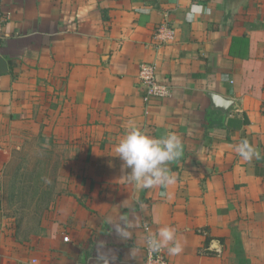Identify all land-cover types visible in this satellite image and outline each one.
<instances>
[{
    "label": "crops",
    "instance_id": "1",
    "mask_svg": "<svg viewBox=\"0 0 264 264\" xmlns=\"http://www.w3.org/2000/svg\"><path fill=\"white\" fill-rule=\"evenodd\" d=\"M3 3L0 264H143L146 220L153 234L175 228L183 250L165 248L169 264H264V0ZM193 4L211 11L188 21ZM165 21L175 39L157 48ZM144 62L169 96L145 100ZM209 93L236 105L223 113ZM133 126L179 136L174 184L129 182L115 148ZM244 139L251 161L235 150ZM47 148L60 174L47 175L46 207L27 226L7 189L21 157Z\"/></svg>",
    "mask_w": 264,
    "mask_h": 264
},
{
    "label": "clouds",
    "instance_id": "2",
    "mask_svg": "<svg viewBox=\"0 0 264 264\" xmlns=\"http://www.w3.org/2000/svg\"><path fill=\"white\" fill-rule=\"evenodd\" d=\"M142 11H144L142 9ZM210 9L200 4H193L186 14V19L192 21L197 15L210 13ZM237 154L245 161H251L257 155L256 149L247 139L236 146ZM116 156L122 161L124 169H130L127 178L140 189H150L154 186H167L176 182L168 164L182 155V142L177 134L169 132L165 137L155 138L138 126L131 127L120 139L115 148ZM46 183L51 181L44 178ZM117 233L122 238H130L127 227L117 225ZM149 251L159 252L166 248L169 255L182 252V244L177 239L175 228L162 227L156 234L149 233L146 237ZM104 264H112L111 260L101 257Z\"/></svg>",
    "mask_w": 264,
    "mask_h": 264
},
{
    "label": "rangeland",
    "instance_id": "3",
    "mask_svg": "<svg viewBox=\"0 0 264 264\" xmlns=\"http://www.w3.org/2000/svg\"><path fill=\"white\" fill-rule=\"evenodd\" d=\"M52 148L38 149L23 155V159L21 157V165L16 168L13 176L15 180L10 181L7 189L8 209H11V211L19 209L20 213L18 216L22 222L26 220L27 226L31 217L30 209H45L46 207L45 186H50L51 183H46L44 178L49 180L47 175H50V173L54 175L60 174L59 170L61 167L47 165L54 159V150ZM56 185L62 186L61 183L54 182L55 189ZM53 201L56 204V196H54Z\"/></svg>",
    "mask_w": 264,
    "mask_h": 264
},
{
    "label": "built area",
    "instance_id": "4",
    "mask_svg": "<svg viewBox=\"0 0 264 264\" xmlns=\"http://www.w3.org/2000/svg\"><path fill=\"white\" fill-rule=\"evenodd\" d=\"M10 20V15L4 9L3 0H0V41L5 38V27ZM175 39V29L167 22L161 23L157 31L154 34V43L157 48H161L166 44L174 41ZM157 67L152 62H144L140 66L139 71V82L140 86L145 88L146 95L145 100L148 102L151 99H162L170 94V89L168 86L161 84L158 81ZM261 110L264 113V102L262 103ZM142 228L145 232V244H144V261L143 264H169L167 253L165 248L161 249L159 252L149 251L146 237L149 233H152L151 223L146 220L143 222ZM153 234V233H152ZM69 237L65 236L64 240H68Z\"/></svg>",
    "mask_w": 264,
    "mask_h": 264
},
{
    "label": "water",
    "instance_id": "5",
    "mask_svg": "<svg viewBox=\"0 0 264 264\" xmlns=\"http://www.w3.org/2000/svg\"><path fill=\"white\" fill-rule=\"evenodd\" d=\"M6 70L7 62L5 59L0 57V74H3ZM209 97L211 98L214 108L222 111L223 113H226L230 107L236 105L235 100L218 95L216 93H209Z\"/></svg>",
    "mask_w": 264,
    "mask_h": 264
}]
</instances>
